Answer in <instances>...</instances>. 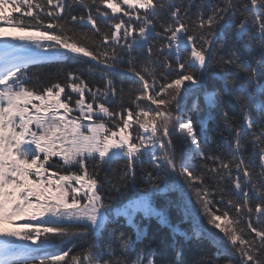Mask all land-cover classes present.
Instances as JSON below:
<instances>
[{
  "label": "snow or ice",
  "instance_id": "6c2138e0",
  "mask_svg": "<svg viewBox=\"0 0 264 264\" xmlns=\"http://www.w3.org/2000/svg\"><path fill=\"white\" fill-rule=\"evenodd\" d=\"M191 6L0 0V264H159L156 249L135 246L144 221L153 218L174 236L212 240L232 257L227 264H264V0H200L190 14ZM76 8L84 13L74 14ZM166 10L168 20L158 24ZM5 28L21 34L7 39ZM80 61L99 71L103 85H90L75 69L50 84L30 71ZM217 76L223 92L207 84ZM125 79L133 81L128 89ZM201 90L209 109H221L228 132L223 153L206 152L193 119L178 112L185 95ZM225 96L239 109V122L223 111ZM191 110L199 111L198 100ZM177 129L188 144L179 169L171 138ZM245 140L252 149L247 158ZM196 158L203 171L193 169ZM120 159L127 163L118 187L106 174L101 178L100 169ZM145 162L167 167L177 179L166 178L161 187L147 171L148 186L114 215L104 185L122 194ZM224 182L231 186L227 197ZM180 184L193 189L218 233L191 220L181 231L167 203L157 205L155 193ZM216 194L224 210L215 207ZM121 216L131 233L108 228ZM105 230L108 238L98 242ZM81 239L85 244L74 252ZM182 256L177 249V264Z\"/></svg>",
  "mask_w": 264,
  "mask_h": 264
},
{
  "label": "trees",
  "instance_id": "16d2710c",
  "mask_svg": "<svg viewBox=\"0 0 264 264\" xmlns=\"http://www.w3.org/2000/svg\"><path fill=\"white\" fill-rule=\"evenodd\" d=\"M175 2L183 4L185 6L192 5L190 8V14L195 13L197 11L196 5L200 3V0H175ZM208 5H215L219 3V0H207ZM205 13L208 12V7L204 8ZM84 10L81 8L74 9V14H83ZM169 18V12L163 11L159 17L158 24L160 22H166ZM98 24L105 28V25L102 21H98ZM159 31V26L157 28ZM84 31H88V29H84ZM255 55V52L252 53ZM88 58H85L87 60ZM77 70L79 71L84 79L89 82L90 85L101 86L104 81L101 79V75L99 71H92V65L89 63H85L83 61L76 63H68L66 65L59 64H46L39 68H33L30 71L39 76V78L43 81L44 84H50L55 79H60L63 81L65 77V73L68 70ZM209 72H219L217 68H211L208 70ZM115 84L117 88L121 87V78H114ZM133 84V81L125 79L123 81V87L128 89L130 85ZM208 85H215V87L221 92L224 91L223 81L217 77L210 78L207 81ZM238 87V86H237ZM196 86L193 85V89ZM67 91V89H66ZM235 91V89H234ZM87 97V93H86ZM225 102L222 104L223 111H226L230 118L234 121L239 122L240 120V112L239 109L233 105L228 103V98L225 96ZM127 100V97H126ZM196 100L199 101V111L191 110L192 104ZM179 108H184L187 111H191L193 113V121L197 127L198 134L201 137V146L205 148V151L208 153H223L227 148V142L224 137L228 136V132L225 131L222 117H221V109H209L204 102V91L201 90L196 92L195 95L189 93L184 96L183 100H181ZM206 122V128L201 132L200 124L201 121ZM182 134L179 133L178 130H175L171 133L172 140L178 150L179 155H177L175 151V159L177 163V168L179 169L180 160L184 150L187 149L188 144L186 140H182ZM210 137L212 140L211 144L205 145L204 137ZM245 144L244 155L245 158L251 153V145L245 140L243 142ZM185 149H184V148ZM184 149V150H183ZM53 159L58 160L59 157H54ZM126 160L120 159L112 163L111 165H104L100 169L101 178L106 174L108 177L113 179V182L117 184L118 187H121V184L116 180L119 174L123 171ZM201 161L199 158H196L192 161L193 169L196 171H203L202 167H200ZM165 167L154 168L151 162H145L143 166H136V176H135V185L129 188L122 187V194L117 193L114 188L109 185H104V191L107 196L112 197V206L115 209L122 207L123 205L128 203L127 197H131L133 199L138 198V196L144 191V189L148 186V181L146 177L147 171L153 172V180L163 187L165 179H177L174 175L168 176ZM75 171V169H73ZM164 170V171H163ZM206 183L211 184L212 181L206 178ZM222 187L225 190L226 197L231 193V186L229 182H224ZM157 205L161 203H167L168 205V214L170 219L174 225H177L181 231L187 230L189 227V220L185 216L184 207L189 205L192 209L196 204V210L199 214H202L201 205L195 196L193 189L189 188L183 184L177 185L175 187H170L165 191L155 193L154 194ZM213 199L215 207H219L221 210L225 209V204L220 202L219 194H216L211 197ZM252 203H255V199L252 200ZM230 215L233 210H229ZM219 214V213H218ZM203 215V214H202ZM181 217L184 218L183 222H181ZM209 227V230L214 232V228L207 223V219H203ZM20 223H28V220H21ZM201 222V221H200ZM202 223V222H201ZM203 224V223H202ZM204 226V225H203ZM258 226V225H257ZM205 227V226H204ZM211 227V229H210ZM108 228H121V230L128 231L131 233V229L127 227V220L124 217H117L115 222L110 223ZM144 228V236L136 241V249L141 250L145 248V246H151L157 251V260L159 264H177L176 251L177 249H182L183 256L181 257L183 264H200L201 261L207 262V264H227L229 260L232 259L231 256L219 253L218 246L210 239L204 240H196V239H184L183 237L174 236L167 228L158 224V222L153 218L152 220H145L143 223ZM215 233V232H214ZM108 238V232H105L99 237L98 242H102ZM85 244L83 239L78 240L76 242V247L73 248V251H79L80 248ZM68 247H71L70 244L65 243L62 245L63 250H67ZM54 250V249H52Z\"/></svg>",
  "mask_w": 264,
  "mask_h": 264
},
{
  "label": "bare ground",
  "instance_id": "6f19581e",
  "mask_svg": "<svg viewBox=\"0 0 264 264\" xmlns=\"http://www.w3.org/2000/svg\"><path fill=\"white\" fill-rule=\"evenodd\" d=\"M178 112H180V113H182L185 117H193V113H191V111H187V110H185L184 108H179L178 109ZM178 130V129H177ZM179 131V130H178ZM179 133H180V131H179ZM172 138V137H171ZM174 143V142H173ZM175 145V144H174ZM184 148V147H183ZM175 149H176V153H177V155H179V153H178V150H177V148H176V146H175ZM185 149V148H184ZM183 149V150H184ZM184 152H185V150H184ZM164 170L166 171V174L168 175V176H172L173 174H171L170 173V171L167 169V167H165L164 168ZM163 170V171H164ZM197 206H196V204L194 205V208L192 209L191 207H189V205H187V206H185L184 207V212H185V216L188 218V219H190L193 223H196V224H199V225H201V227L205 230V232H208V230H209V227H208V225L207 224H205L206 222L205 221H203V219H207L206 217H204V215H202V214H199L197 211H194V209L196 210L197 208H196ZM203 223H201V222ZM205 227H204V226ZM210 229H211V227H210ZM212 233H214L212 230H211V234ZM216 234V233H215Z\"/></svg>",
  "mask_w": 264,
  "mask_h": 264
},
{
  "label": "rangeland",
  "instance_id": "374dc122",
  "mask_svg": "<svg viewBox=\"0 0 264 264\" xmlns=\"http://www.w3.org/2000/svg\"><path fill=\"white\" fill-rule=\"evenodd\" d=\"M8 32H9V31H8ZM20 34H21V33L17 32V31H13V32H11V33H7V35L5 36V38H7V39H11L13 36H15V35H20ZM214 232H215V233H218L219 230L214 229ZM215 233H212V234L215 235ZM220 235H222V233H221Z\"/></svg>",
  "mask_w": 264,
  "mask_h": 264
}]
</instances>
